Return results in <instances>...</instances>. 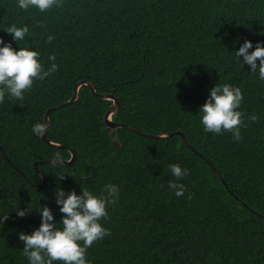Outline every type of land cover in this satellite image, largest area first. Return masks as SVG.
<instances>
[{
	"label": "trees",
	"instance_id": "16d2710c",
	"mask_svg": "<svg viewBox=\"0 0 264 264\" xmlns=\"http://www.w3.org/2000/svg\"><path fill=\"white\" fill-rule=\"evenodd\" d=\"M11 24H27L20 46L39 50L45 70L55 54L58 68L22 100L0 103V216L8 217L0 224V264H28L18 233L38 228L40 215L27 205H46L59 221L58 188L100 195L107 183L120 192L100 220L109 234L87 249L91 264H264V218L255 214H264V80L231 53L237 37L264 41V0H59L44 12L0 0L6 41ZM81 81L116 97L112 121L167 137L110 132L105 115L114 102L86 85L77 101L50 114L46 140L37 137L33 124L69 101ZM217 83L244 94L240 140L200 123L198 109ZM71 150L73 164L53 167L54 153L68 161ZM172 163L189 170L178 181L183 196L168 187L177 179Z\"/></svg>",
	"mask_w": 264,
	"mask_h": 264
},
{
	"label": "clouds",
	"instance_id": "9594fccd",
	"mask_svg": "<svg viewBox=\"0 0 264 264\" xmlns=\"http://www.w3.org/2000/svg\"><path fill=\"white\" fill-rule=\"evenodd\" d=\"M20 9H38L44 12L54 6H59V0H16ZM12 34V40L6 41L0 36V103L5 97L22 100L25 92L30 89L37 79L46 78L52 71L57 70L58 65L54 62L55 54L48 57L52 61L50 67L45 70L40 61V52L27 45L20 46L29 33L27 24L17 26L9 25L4 29ZM52 36L48 37L51 41ZM237 37L233 44H239L231 52L238 63L250 67L251 73H258V78L264 80V41L257 40L255 43L247 38ZM13 43L19 45L13 47ZM252 49V51H249ZM242 57V60L240 59ZM259 61V63H258ZM205 103L198 109L200 123L205 132L219 134L229 131L234 140H240V128L243 124V113L239 110L244 99L240 87L229 83H217L210 90ZM252 120L256 116L251 117ZM45 122H36L32 126L33 133L37 137H43L47 130ZM51 161L53 167L59 163L61 154H53ZM171 175L176 180H169L168 187L176 196H183L186 188L179 179L188 175L189 170L179 163L168 165ZM63 179L64 175H58ZM119 185L107 183L100 195L95 194L86 187H82L81 193L73 189L66 191L58 188L56 191V204L63 213L61 220L57 221L53 210L43 204L27 205L30 211L34 210L40 215V224L31 233L20 231L19 240L23 242L22 254L27 257L28 264H91L86 257L89 247L97 240L109 234V229L100 222L102 217L108 215L107 205L114 203L119 196ZM16 215L24 217L27 213L24 209L16 208ZM7 215L0 216V224L7 219Z\"/></svg>",
	"mask_w": 264,
	"mask_h": 264
},
{
	"label": "water",
	"instance_id": "95a60500",
	"mask_svg": "<svg viewBox=\"0 0 264 264\" xmlns=\"http://www.w3.org/2000/svg\"><path fill=\"white\" fill-rule=\"evenodd\" d=\"M83 85L88 86V87L91 89V92H92L94 95L100 97L101 99L112 100V101L114 102L113 105L108 109V111H107V113H106V115H105V125H106V127L109 129L110 132H113V131H114L115 129H117V128H125V129H127V130H129V131H132V132H135V133H137V134L143 135L144 137H147V138H163V137H167L166 135L159 136V135L147 134V133L141 132V131H139V130L133 128L132 126H129V125H126V124L117 123V122L112 121V115H113L114 113H116V112L119 110V102H118V100L116 99V97H114V96L111 95V94L98 93V92H96L95 87H94V85H93L91 82H89V81H81V82H78V83L74 86L73 96H72V98H71L69 101H67V102H65V103H63V104H61V105H59V106L51 107V108L46 112L45 117H44V121H45V123L47 124L48 127H47V130H46L45 135L42 137L44 140H46L47 132H48V129H49V126H50V120H49L50 114H51L53 111H55V110H57V109H59V108H61V107H64V106H66V105H68V104H72L73 102L77 101V100H78L79 89H80V87L83 86ZM175 135L180 136V137L184 140V142L187 144V146H188L189 148L193 149V147L189 144L187 138L185 137V135H184L182 132H177V133H175ZM51 144H52V143H51ZM113 144H114V146H120L119 143H118L116 140L113 141ZM53 145L58 146V145H56V144H53ZM1 152L6 156V154L4 153V150H3V149H1ZM70 152H71V154H72L71 159L68 160V161L59 160V163L65 164V165H67V166L73 164V162H74L75 159H76V152H75L74 150H71ZM52 160H53V159H52ZM52 160H50V161H52ZM208 165L213 169L214 173H215L216 176L221 180V182H223V183L225 184V182H224L222 176H221V175L219 174V172H218V171L212 166V164H211L210 162H208ZM39 172H40L42 178H44V181H43V184H44V183L46 182V179H45L43 173H42L41 171H39ZM239 202H240L241 204L245 205L247 208L250 209V207L247 206L242 200H239ZM250 210H251V209H250ZM252 212L255 213V211H253V210H252ZM255 214L264 218V214H260V213H255Z\"/></svg>",
	"mask_w": 264,
	"mask_h": 264
}]
</instances>
